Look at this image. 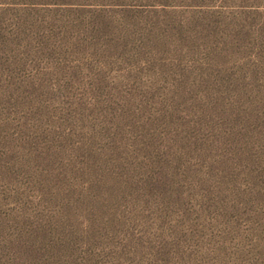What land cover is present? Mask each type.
I'll return each instance as SVG.
<instances>
[{
    "label": "rangeland",
    "instance_id": "rangeland-1",
    "mask_svg": "<svg viewBox=\"0 0 264 264\" xmlns=\"http://www.w3.org/2000/svg\"><path fill=\"white\" fill-rule=\"evenodd\" d=\"M0 264H264V0H0Z\"/></svg>",
    "mask_w": 264,
    "mask_h": 264
}]
</instances>
